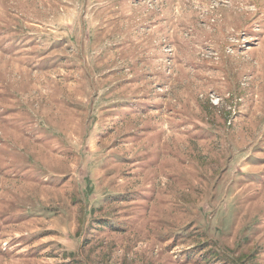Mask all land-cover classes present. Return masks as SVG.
<instances>
[{
	"label": "rangeland",
	"instance_id": "374dc122",
	"mask_svg": "<svg viewBox=\"0 0 264 264\" xmlns=\"http://www.w3.org/2000/svg\"><path fill=\"white\" fill-rule=\"evenodd\" d=\"M264 264V0H0V264Z\"/></svg>",
	"mask_w": 264,
	"mask_h": 264
},
{
	"label": "trees",
	"instance_id": "16d2710c",
	"mask_svg": "<svg viewBox=\"0 0 264 264\" xmlns=\"http://www.w3.org/2000/svg\"><path fill=\"white\" fill-rule=\"evenodd\" d=\"M221 264H228V263H226V262H223V263H221Z\"/></svg>",
	"mask_w": 264,
	"mask_h": 264
}]
</instances>
